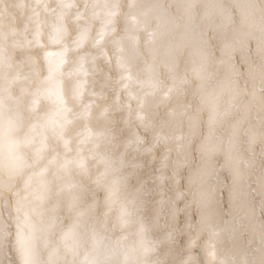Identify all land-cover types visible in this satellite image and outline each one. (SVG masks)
I'll return each mask as SVG.
<instances>
[{
  "label": "clouds",
  "instance_id": "obj_1",
  "mask_svg": "<svg viewBox=\"0 0 264 264\" xmlns=\"http://www.w3.org/2000/svg\"><path fill=\"white\" fill-rule=\"evenodd\" d=\"M0 264H264V0H0Z\"/></svg>",
  "mask_w": 264,
  "mask_h": 264
}]
</instances>
